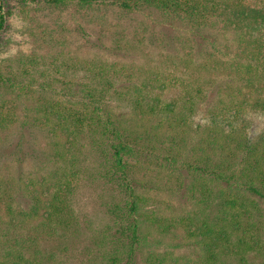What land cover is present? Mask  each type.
Masks as SVG:
<instances>
[{
	"label": "trees",
	"instance_id": "16d2710c",
	"mask_svg": "<svg viewBox=\"0 0 264 264\" xmlns=\"http://www.w3.org/2000/svg\"><path fill=\"white\" fill-rule=\"evenodd\" d=\"M27 1L49 6H105L124 13L150 9L171 24L233 30L239 48L234 59L221 62L228 80L209 109L200 137L193 141L196 147L190 149L191 159L182 154L181 145L187 144L184 138L178 145L172 141L162 156L152 145L162 130L173 136L187 134L194 113L189 95L181 97L179 110L176 102L165 103L153 92L157 85L152 80L132 85V89L126 87L124 95L129 98L132 115L127 123L109 102L121 93H111L115 85L104 64L94 76L97 82L81 83L78 90L67 82L54 93L56 82H43L35 89L24 83L23 75H4L0 62V88L10 90L16 100L24 96L30 100L35 90L39 93L30 108L19 110V122L1 106L0 134L9 127L18 128L12 146L23 163L37 150L28 130L46 132L50 138L46 148L55 166L50 187H44V181L24 182L25 194L34 201L30 210L14 207L11 190L15 183L12 178H0V264H55L57 253L48 251L46 244H62L91 231L82 228L70 203L77 175L71 169L77 162L73 153L77 141L81 149L88 146L101 157L92 180L101 187L98 201L106 222L104 228L89 235V255L97 264H175L167 253L145 252L150 230L177 239H195L200 256L194 264H264V134L258 138L250 134L246 116L248 111H264V5L256 4L264 0ZM13 3L19 0H0V52L9 45L4 37ZM164 86L160 81L157 87ZM185 110L190 115L184 116ZM78 151L80 148L76 154ZM144 154L168 172L192 178L195 184L179 187L192 193L193 199L221 201V218H166L148 209L151 197L146 192L151 188L137 177L138 160L145 158Z\"/></svg>",
	"mask_w": 264,
	"mask_h": 264
},
{
	"label": "rangeland",
	"instance_id": "374dc122",
	"mask_svg": "<svg viewBox=\"0 0 264 264\" xmlns=\"http://www.w3.org/2000/svg\"><path fill=\"white\" fill-rule=\"evenodd\" d=\"M256 4L264 5L262 1ZM11 10L12 16L4 37L9 39V45L0 52L4 75H23L24 83L31 84L35 89L43 82L54 81L58 89L54 93H58L67 82L73 90L81 89V83L97 82L94 76L104 64L110 68L107 77L113 79L115 85L110 89L111 93H121L114 95L109 102L115 111L123 114L127 123L132 120V115L129 98L124 95L128 91L126 87L132 89V85L139 86L148 80L159 86L163 81L165 86H155L153 92L159 94L165 103L176 102L179 110L182 107L181 97L189 95L194 113L187 134L173 136L165 130L160 131L158 140L152 144L157 148L154 152L162 156L172 147V141L178 145L184 138L187 144L181 145L185 150L182 154L186 153V158L191 159L190 149L196 147L193 141L197 142L200 137L203 124L208 121L209 109L222 95L224 88L221 87L228 80L224 78L221 62L228 63L229 59L235 58L239 48L235 31L208 26L197 30L183 24H171L150 9L124 13L105 6L83 8L77 3L49 6L19 0V3L12 4ZM234 87L237 88V84ZM35 91L30 100L26 96L16 100L10 90L0 88V108L4 106L8 115L19 122L22 120L19 110L26 106L30 108L38 98L39 93ZM189 107L190 103L187 110ZM183 113L184 116L190 115L186 110ZM246 116L249 133L257 138L264 134V111H248ZM6 130L5 134H0V178H12L15 183L11 190L15 197L14 207L30 210L34 201H30L25 194L24 182L44 181V187H50L53 182L51 175L55 166L46 148L50 138L38 128L28 130L29 139L37 150L33 151V158L28 157L21 163L17 160L18 152L12 146L18 128L14 126ZM80 143L77 141L74 146L77 162H73L75 166L71 169L77 175L70 203L82 228L97 233L106 222L98 201L101 187L92 180L101 157L98 153H91L88 146L81 149ZM148 155L144 154L145 158L138 160L137 176L151 188L150 192H146L151 197L148 209L166 218L199 221L221 218V201L204 203L193 199L192 193L179 187L180 184L182 187L195 184L192 178L168 172L154 160L150 162L146 157ZM91 231L78 238H67L62 244H46L48 251L57 253L55 264H97L89 255ZM147 237L149 243L145 252L167 253L168 260H176L175 264H194L198 261L200 250L195 239H177L155 230H150Z\"/></svg>",
	"mask_w": 264,
	"mask_h": 264
}]
</instances>
